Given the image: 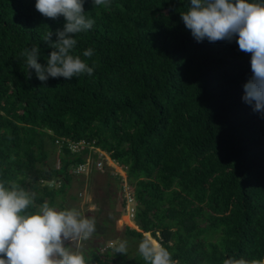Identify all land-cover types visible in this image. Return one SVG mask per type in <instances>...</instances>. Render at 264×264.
<instances>
[{
	"label": "trees",
	"instance_id": "16d2710c",
	"mask_svg": "<svg viewBox=\"0 0 264 264\" xmlns=\"http://www.w3.org/2000/svg\"><path fill=\"white\" fill-rule=\"evenodd\" d=\"M35 3L0 0V180H15L37 206L65 210L68 189L98 171L99 204L112 182L120 190L116 163L125 165L140 230L125 226L118 241L149 232L177 264L264 260V117L242 100L251 54L239 50L238 37L197 42L180 17L190 0H111L96 8L85 0L95 23L74 37V54L92 76L42 85L34 70L28 78L21 53L38 46L46 64L51 49L42 36L65 20L44 17ZM90 145L111 159L84 175L78 167L87 165ZM114 220L110 210L99 225L112 229ZM99 245L83 248L92 264H145L139 252Z\"/></svg>",
	"mask_w": 264,
	"mask_h": 264
},
{
	"label": "clouds",
	"instance_id": "9594fccd",
	"mask_svg": "<svg viewBox=\"0 0 264 264\" xmlns=\"http://www.w3.org/2000/svg\"><path fill=\"white\" fill-rule=\"evenodd\" d=\"M84 4L85 0H36L35 8L40 14L53 20L62 16L65 23L55 32L48 26L49 30L42 36L51 49L46 64L38 62L41 57L38 46L26 48L21 53L26 58L29 79L31 70L42 85H47L50 78L71 80L84 74L92 76L94 68L74 54L77 45L74 37L87 32L95 23ZM92 4L93 8L110 7L111 0H92ZM180 17L197 42L205 39L210 43L231 42L238 37L239 50L251 54L252 75L243 85L242 100L264 117V0H190L188 10L181 12ZM93 55L92 48L83 51L85 58ZM89 147L91 154L95 148L94 155L100 153V156L92 154L86 166L78 167L84 175L86 169L87 174L90 173L92 165L102 170V160L111 159L99 146ZM118 191L123 213L137 226L130 227L140 230L133 188L124 181ZM95 232V218L84 215L79 209L58 210L48 202L37 206L34 194L15 180H0V264H92V257L85 255L81 242ZM146 234L149 237L138 245L145 264H177L167 248L152 239L149 232ZM113 252L127 255L128 241L118 242ZM224 264H264V260L227 259Z\"/></svg>",
	"mask_w": 264,
	"mask_h": 264
},
{
	"label": "rangeland",
	"instance_id": "374dc122",
	"mask_svg": "<svg viewBox=\"0 0 264 264\" xmlns=\"http://www.w3.org/2000/svg\"><path fill=\"white\" fill-rule=\"evenodd\" d=\"M97 149L92 148V154L95 153ZM93 158V157H91ZM55 159L54 154L52 153L50 156L51 162ZM116 168L119 170L118 172L121 174L123 178V183L126 180V166H122L120 164L116 163ZM102 171V170H101ZM88 169L85 170V175H87ZM89 174V173H88ZM104 174L102 172H99L94 174V181H86L82 185L83 187L77 189V188H70L68 189V195L65 198V201H63V206L67 209L70 208H77L79 209L84 215L90 216L95 218L96 221V227L99 228L95 234H93L92 237H90L86 241H82V247H87V245H99L100 251H106L109 247H114L118 242L117 239L120 237L123 238L125 235V226H134L133 222L128 219V216L123 213V208L121 206V197L119 195L118 189H116V185L112 182L111 187L108 188L109 191V197H103L102 201H100V204L104 202V204L101 206L96 198L95 192L98 190L100 193V196L103 194L101 187H103L104 183ZM95 182V183H94ZM103 189V188H102ZM75 194L77 193V199H71L69 198V194ZM114 202V206L112 209L113 214L115 216V220L113 221L112 229L109 227H102L99 225L100 219H102L104 216L109 217L110 210L112 203ZM101 208L99 209V206ZM59 206H56L58 209ZM132 222V223H131ZM137 228V226H134ZM149 237V234H146V237ZM119 237V238H115ZM147 237V238H148ZM109 238V239H108ZM91 243V244H90ZM140 241L134 240L132 243H128V251L129 254L134 255L136 252H138V245ZM132 244V245H131ZM131 245V246H130ZM73 248L75 250V242L73 244ZM119 254V253H117Z\"/></svg>",
	"mask_w": 264,
	"mask_h": 264
}]
</instances>
